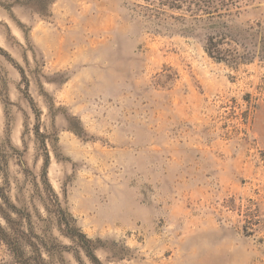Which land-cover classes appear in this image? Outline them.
<instances>
[{
    "label": "rangeland",
    "instance_id": "1",
    "mask_svg": "<svg viewBox=\"0 0 264 264\" xmlns=\"http://www.w3.org/2000/svg\"><path fill=\"white\" fill-rule=\"evenodd\" d=\"M1 2L0 186L70 248L55 264L79 262L45 209L46 160L105 264H264V61L218 63L130 0ZM232 21L264 33V0Z\"/></svg>",
    "mask_w": 264,
    "mask_h": 264
},
{
    "label": "trees",
    "instance_id": "2",
    "mask_svg": "<svg viewBox=\"0 0 264 264\" xmlns=\"http://www.w3.org/2000/svg\"><path fill=\"white\" fill-rule=\"evenodd\" d=\"M0 0V6L9 9L10 4ZM15 0V3H21ZM39 4L53 3L55 0H26ZM137 8L136 13L146 22L152 24V29L161 34V28H167L165 23L170 19L171 26H178L183 35H201L206 54L218 63H225L232 68L250 64L259 58L264 61V33L261 24L248 28L233 25L232 19L240 14L242 4L248 0H130ZM12 7V6H11ZM36 12L44 16V8ZM0 51L1 48H0ZM23 74V70L20 69ZM49 161H45L41 175L50 204H44L45 209L55 220L59 232L68 238L75 246L73 251L79 264H85L81 254L90 264H105L97 257L98 245L75 225V220L60 203L48 179ZM52 207V210H51ZM11 212L20 216V210L12 204L9 196L0 186V240L6 246L11 261L0 264H55L56 255L70 248L57 242L55 238L39 235L32 224L30 214L20 216L21 222L11 218ZM253 217L258 218L255 213ZM27 220L28 228L23 222ZM258 219H256L257 221ZM260 222H256L258 225ZM254 225V224H252ZM253 228L245 227L247 235L251 236Z\"/></svg>",
    "mask_w": 264,
    "mask_h": 264
}]
</instances>
